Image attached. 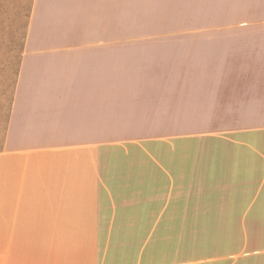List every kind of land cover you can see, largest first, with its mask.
I'll list each match as a JSON object with an SVG mask.
<instances>
[{"label":"crops","instance_id":"1","mask_svg":"<svg viewBox=\"0 0 264 264\" xmlns=\"http://www.w3.org/2000/svg\"><path fill=\"white\" fill-rule=\"evenodd\" d=\"M12 39L0 264H264V0H32Z\"/></svg>","mask_w":264,"mask_h":264},{"label":"rangeland","instance_id":"2","mask_svg":"<svg viewBox=\"0 0 264 264\" xmlns=\"http://www.w3.org/2000/svg\"><path fill=\"white\" fill-rule=\"evenodd\" d=\"M32 0H0V44L2 37H13L12 47L20 50L22 37L24 35L28 16L30 14ZM249 239L251 235L248 234ZM249 243V242H248ZM264 244V238L262 240ZM246 250H251V243L246 246ZM252 258L249 253L242 255L238 261Z\"/></svg>","mask_w":264,"mask_h":264}]
</instances>
